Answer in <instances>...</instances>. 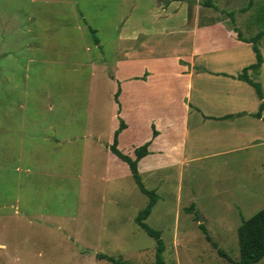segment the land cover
<instances>
[{
	"label": "rangeland",
	"instance_id": "obj_1",
	"mask_svg": "<svg viewBox=\"0 0 264 264\" xmlns=\"http://www.w3.org/2000/svg\"><path fill=\"white\" fill-rule=\"evenodd\" d=\"M205 1L0 0V264L155 263L136 222L150 199L109 149L119 116L125 155L155 126L156 148L185 145L139 163L166 264L239 260L238 228L264 208V122L255 89L234 78L256 62L234 27L264 30V0ZM259 47L264 60V37ZM249 74L264 93V61Z\"/></svg>",
	"mask_w": 264,
	"mask_h": 264
},
{
	"label": "trees",
	"instance_id": "obj_2",
	"mask_svg": "<svg viewBox=\"0 0 264 264\" xmlns=\"http://www.w3.org/2000/svg\"><path fill=\"white\" fill-rule=\"evenodd\" d=\"M254 0H249L248 8L253 5ZM205 7H213L215 6L212 4V0H206L204 2ZM232 22L234 23V13L228 14ZM234 32L237 33V40L240 42L248 43L252 45L253 51L255 53L256 62L250 66H247L243 69L242 73L238 76L234 77L239 81H243L255 89V92L261 101L259 110L253 116L257 119H260L264 122V93L262 90V86L260 83L255 82L251 77L249 72L254 74H259L261 70V66L263 64V56L260 51V41L264 37V30L258 32L255 36L250 39H245L242 36L241 31L234 27ZM228 76V75H225ZM143 79V78H141ZM121 94V90L119 89L115 94V100L118 104V114H121V104L119 103V97ZM119 127L114 133V138L112 144L109 146V149L113 155H115L119 160L126 163L129 167L131 175L135 180L137 186L139 187L140 191L149 197V203L145 209H143L137 216L136 222L137 224L152 238L156 240V258L154 264H166L163 253L165 251V245L161 238V232L151 228L147 223L146 220L151 214V211L158 201V195L155 191L148 190L142 181L140 172H139V162L150 154L149 147L152 143V139L157 137L158 132L154 128L153 131V138L146 142L144 145L138 147L134 151V158L128 155H125L119 149V136L120 134L127 129L126 122L119 116ZM201 230L206 235V239L211 242V238L208 235L207 229L204 225H201ZM238 240L240 246V258L235 264H257L264 258V208L253 215L250 219L244 220L241 226L238 228ZM213 246L218 249V252L222 256H226V254L220 250L216 243L213 242ZM97 258L100 260H106L111 264H128L122 258H114L107 256L105 254H97Z\"/></svg>",
	"mask_w": 264,
	"mask_h": 264
},
{
	"label": "crops",
	"instance_id": "obj_3",
	"mask_svg": "<svg viewBox=\"0 0 264 264\" xmlns=\"http://www.w3.org/2000/svg\"><path fill=\"white\" fill-rule=\"evenodd\" d=\"M173 2L174 1H171L167 6H164L163 8H162V11H164L166 8L168 9V8H170L172 5H173ZM159 7V6H158ZM160 9H161V7H159ZM193 66H194V64H192V65H189V67H191V69L193 70ZM205 71H208V70H205ZM204 72V71H203ZM215 74H221V75H223V74H225V73H222V72H215ZM229 76V75H228ZM188 77L191 79L192 77H193V74L192 73H190L189 75H188ZM139 78V77H138ZM121 94H122V92H121ZM188 95H190V94H188ZM227 104H237L236 102L235 103H231V102H227ZM242 105V104H241ZM191 106H187V108H186V121L184 122V128L185 129H188L189 128V116H190V112H191ZM245 112L246 111H242V114H245ZM239 113V112H238ZM238 113H229V114H225V115H223V116H213V115H211V114H208V115H203V120H206V119H218V120H226V119H233L234 117L236 118V117H239V114ZM127 128H128V126H127ZM155 128H156V131L158 132V135H157V137H155L154 139H152V143H151V145H150V147H149V151H150V154L149 155H147L146 157H149V156H153V157H157V156H160V157H163V156H167L168 154H170V155H173L174 154V152H178V151H181L182 152V157L184 156V154H185V150H183V147L185 146L184 145V143L183 144H176V143H168V145L167 146H164V147H162V148H156V146H157V144H158V141L163 137V135H162V132L160 131V129L159 128H157L156 126H155ZM127 129H125L121 134H120V136L126 131ZM120 136H119V141H120ZM181 149V150H180ZM185 149V148H184ZM239 149H242V147H236V149L235 150H239ZM168 150V151H167ZM233 150V149H232ZM135 151V150H134ZM175 156H177V154L175 155ZM146 157H144V158H146ZM168 157H170V156H168ZM133 158H134V156H133ZM143 158V159H144ZM143 159L140 161V162H144L143 161ZM175 161V160H174ZM180 160H177V162H179ZM139 162V163H140ZM183 162V161H182ZM128 166V165H127ZM172 166V165H171ZM156 168H158V165H157V163H156ZM128 169H129V167H128ZM151 169V168H150ZM144 170H147V167H146V169H144ZM131 173V172H130Z\"/></svg>",
	"mask_w": 264,
	"mask_h": 264
}]
</instances>
